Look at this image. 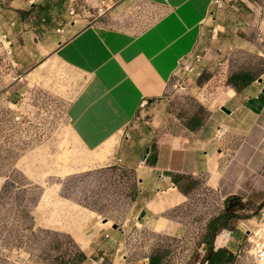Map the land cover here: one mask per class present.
Segmentation results:
<instances>
[{"label": "rangeland", "instance_id": "1", "mask_svg": "<svg viewBox=\"0 0 264 264\" xmlns=\"http://www.w3.org/2000/svg\"><path fill=\"white\" fill-rule=\"evenodd\" d=\"M150 21L137 0H0V264H79L78 235L97 222L123 226L140 208L135 170L106 161L109 149L87 153L71 131L66 109L79 75L48 55L31 62L24 54L21 68L15 56L26 41L61 43L87 26L139 31ZM203 28L201 42L171 81L170 121L182 113L205 117L235 91L228 84L234 74L264 79V0H226ZM157 104L141 108L121 136L147 123L159 129ZM215 138L219 165L207 182H195L161 228L132 229L123 252L133 264L154 254L163 255L164 264H206L210 237L214 250L224 246L232 254L228 264H250L247 231L264 212V113L248 134L220 131ZM90 158L105 166L92 167ZM224 213V227L211 228ZM227 235L228 245L219 248L216 240L225 242Z\"/></svg>", "mask_w": 264, "mask_h": 264}, {"label": "crops", "instance_id": "2", "mask_svg": "<svg viewBox=\"0 0 264 264\" xmlns=\"http://www.w3.org/2000/svg\"><path fill=\"white\" fill-rule=\"evenodd\" d=\"M137 2L151 18L139 31L87 26L61 43L51 38L26 41L19 56H15V65L20 68L24 54L31 62L48 55L77 73L80 87L66 109L73 135L87 153L109 149L106 161L133 169L138 176L136 205L140 204V208L135 218L117 229L111 224L101 227L97 222L88 233L78 235V249L87 257L79 264H103L104 257L112 258L110 264H133L123 252L132 229L138 224L161 228L164 215L182 206L193 191L184 193L180 187L203 177L207 182V177L217 170L221 144L216 133L244 136L258 125L264 113L263 79L240 91L227 92L218 107L208 109L203 118L182 113L174 118L175 122L170 121L171 115L165 111L171 81L181 62L201 42L203 24L216 7L213 0ZM144 100L152 104L158 100L157 105L161 104L159 122L154 123L161 127L151 130L147 123L143 129H131L128 138L122 137ZM223 106L231 114L222 111ZM195 118L200 125L189 128ZM105 162L89 159L96 168H103ZM230 233L227 245L228 236L231 238L234 232ZM97 252L101 258L95 261L91 255Z\"/></svg>", "mask_w": 264, "mask_h": 264}, {"label": "trees", "instance_id": "3", "mask_svg": "<svg viewBox=\"0 0 264 264\" xmlns=\"http://www.w3.org/2000/svg\"><path fill=\"white\" fill-rule=\"evenodd\" d=\"M253 81H255V79L252 77V75L246 74V73H238V74L232 75L229 78L228 84L231 85L236 91H240L243 88H245L246 86H248L249 84H251ZM199 125H200L199 119L195 118V119H193V125H189V128H195ZM194 184H196V183L190 182L189 184H187V186L185 188L180 187V189L182 192L188 193L192 190ZM228 208H230V206ZM226 212L228 213V211H226ZM228 216L229 215L226 213L222 214L218 218V220L215 221L211 225V228H214L219 223L223 224V227H224L225 219ZM226 241L217 244V240H216V245L218 247H221L226 243ZM205 243L207 244V247H208V255H207V263L208 264H228V262L232 259V254L229 253L227 250H224V249H219L217 251L214 250L211 237L207 238ZM86 258L87 257L85 255H81L80 260L82 261V260H85ZM149 264H164V256L163 255H152L150 257Z\"/></svg>", "mask_w": 264, "mask_h": 264}, {"label": "built area", "instance_id": "4", "mask_svg": "<svg viewBox=\"0 0 264 264\" xmlns=\"http://www.w3.org/2000/svg\"><path fill=\"white\" fill-rule=\"evenodd\" d=\"M226 0H213V4L216 8H221ZM74 10L70 11V14H73ZM11 26H15L13 22ZM58 33L62 32L61 30L57 31ZM4 39H7L6 36H3ZM155 102H158L156 100ZM148 101L144 100L141 104V108H144L147 105ZM129 133L125 134V137L128 138ZM248 236V254L250 255V264H264V212L261 213L260 217L256 220L255 225L252 229L247 231ZM108 237V235H107ZM240 259V255L238 256ZM141 264H149V260L145 259ZM206 264H208L206 262Z\"/></svg>", "mask_w": 264, "mask_h": 264}, {"label": "water", "instance_id": "5", "mask_svg": "<svg viewBox=\"0 0 264 264\" xmlns=\"http://www.w3.org/2000/svg\"><path fill=\"white\" fill-rule=\"evenodd\" d=\"M259 81H260V82H263V79L260 78ZM263 92H264V91H263ZM221 110L224 111V112L227 113V114H231V111H230L229 109H227L226 107H224V106L221 107ZM146 158H147V155H145V159H144V161L146 160ZM108 221H109V220H107V219L104 220L105 223H108ZM112 226H113L114 229H117V227H118L117 224H113Z\"/></svg>", "mask_w": 264, "mask_h": 264}]
</instances>
